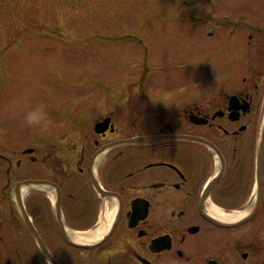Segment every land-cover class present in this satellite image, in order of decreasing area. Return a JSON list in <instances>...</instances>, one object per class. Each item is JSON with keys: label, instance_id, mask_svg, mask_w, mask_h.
<instances>
[{"label": "flooded vegetation", "instance_id": "1", "mask_svg": "<svg viewBox=\"0 0 264 264\" xmlns=\"http://www.w3.org/2000/svg\"><path fill=\"white\" fill-rule=\"evenodd\" d=\"M224 18L236 38L177 31L171 53L145 31L132 78H59L62 118L36 140L25 115L54 101L26 80L37 38L10 37L0 48V264H264V24ZM245 211L231 223L215 215Z\"/></svg>", "mask_w": 264, "mask_h": 264}, {"label": "rangeland", "instance_id": "2", "mask_svg": "<svg viewBox=\"0 0 264 264\" xmlns=\"http://www.w3.org/2000/svg\"><path fill=\"white\" fill-rule=\"evenodd\" d=\"M224 16L234 22L253 19L262 25L264 0H0V48L11 41L10 37L20 40L21 36H35L37 40L30 46L40 49V58L33 60L31 74L26 78L32 81L28 87L34 93L36 86H40L47 91L49 100L54 101L48 110L51 132L32 127L33 139L40 137L36 133L56 131L55 126L62 118L63 111L57 102L62 101L67 91L57 87L59 78L72 82L132 78L138 68L137 56L143 52L138 48L143 35L157 32L162 45L156 46L164 53L176 49L171 38H176L177 31L195 39L194 42L201 39L206 43L203 34L215 24L212 30L216 34L218 30L234 39L237 36L228 27L220 28L221 20L227 19ZM248 34L244 33L246 37ZM128 35L138 39H129ZM207 41L211 42L209 49L216 52L215 41ZM225 45L231 47V39ZM58 48L63 51L54 55V49ZM202 48L197 45L194 52H201ZM75 52L79 55L68 58ZM50 137H53L50 143H59L56 134ZM258 219H264V214ZM258 219L253 223L257 224Z\"/></svg>", "mask_w": 264, "mask_h": 264}, {"label": "clouds", "instance_id": "3", "mask_svg": "<svg viewBox=\"0 0 264 264\" xmlns=\"http://www.w3.org/2000/svg\"><path fill=\"white\" fill-rule=\"evenodd\" d=\"M24 123L29 127H35L41 131H48L49 126L52 123V119L50 113L47 110V105L40 103L33 106L25 115ZM248 214L249 212L245 211L241 213V216H246ZM241 216L231 218L228 222H234L235 219H239Z\"/></svg>", "mask_w": 264, "mask_h": 264}, {"label": "water", "instance_id": "4", "mask_svg": "<svg viewBox=\"0 0 264 264\" xmlns=\"http://www.w3.org/2000/svg\"><path fill=\"white\" fill-rule=\"evenodd\" d=\"M154 139H156V137H151L150 139H146V141H154ZM257 162H258V165H257V184H258V190L259 192L261 191V188H262V182H263V166H264V138L262 139L261 143H260V147H259V155H258V159H257ZM56 206L57 207H60V199L57 200V203H56ZM59 217H60V212H59V208H58V214H57ZM250 217V216H248ZM246 220H248V218L246 219H242L241 222H245ZM214 222L216 223H220L219 220L217 219H213ZM39 240V244H40V248L41 250L51 258V255H50V252L49 250L47 249V247L43 244V242L41 241V239H38ZM51 260H53L51 258ZM54 261V260H53Z\"/></svg>", "mask_w": 264, "mask_h": 264}, {"label": "bare ground", "instance_id": "5", "mask_svg": "<svg viewBox=\"0 0 264 264\" xmlns=\"http://www.w3.org/2000/svg\"><path fill=\"white\" fill-rule=\"evenodd\" d=\"M52 198H53V194H52ZM217 218H220L222 220H225V221H229V219L231 218H234L236 216H241V213L240 212H237V213H230L228 215H221V214H215ZM242 217V216H241ZM238 220V219H235V221ZM95 236H98L96 233H95Z\"/></svg>", "mask_w": 264, "mask_h": 264}]
</instances>
